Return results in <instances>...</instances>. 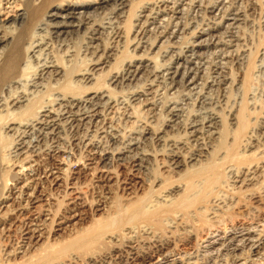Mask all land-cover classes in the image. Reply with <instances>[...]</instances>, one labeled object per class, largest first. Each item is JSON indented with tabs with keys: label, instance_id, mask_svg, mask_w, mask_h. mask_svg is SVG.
Instances as JSON below:
<instances>
[{
	"label": "bare ground",
	"instance_id": "bare-ground-1",
	"mask_svg": "<svg viewBox=\"0 0 264 264\" xmlns=\"http://www.w3.org/2000/svg\"><path fill=\"white\" fill-rule=\"evenodd\" d=\"M145 1H147V0H138L137 2L136 1L133 2L131 0L130 1L129 0H0V92H2L6 88L14 87V88L19 89L20 87L18 85L23 86L22 87L23 95H21V94L18 95V93H17L16 97L14 96V94L9 89L10 92L14 96L12 101H11V106H10V107L13 106V108H10L8 106L9 104H6V100H7L6 98L4 99L5 101L3 100L4 102L2 100H0V102H2V104H0V108L1 107L4 108V109L1 108V110H0V204H2V206H0V209H1V211L3 209H6V211L3 213L4 214L3 216H6L9 214V216L5 217V218L0 216L1 217L0 225L1 226L2 225H4V226L8 225L9 230H10L12 228V224H11V222L7 221V218H8V220H11L14 218L18 220L20 216H25V217L27 216L26 219L29 220L27 222H21L22 217H20L21 223L19 222L20 224L15 225V226H16V228H18L24 232L23 233L24 237L22 239L23 244L21 246H19L20 248L18 247L17 249H15V247H12L13 249L11 248L10 250H8L4 253L0 252V264H117V261H120V263H121V260L126 261L129 258L131 260H135L138 258L139 259L146 258V256L148 255L146 249H149V247L150 248L153 247L155 249H158L157 251H162L163 248H166V246L169 245V242H171V240H169L167 238L169 236L166 237L163 234L165 236L164 237L163 235H161V233H162V230H164V228H167L166 230H169L171 228V224H176L175 229L177 230V232L179 231L177 234V238H179L180 234H183V236H185L187 234V233H185L186 231H184V230L187 229L188 223L191 222V225H194V228H193V226H192V228L194 229V231L196 232V235H197V236L196 235L195 236L198 237V239L202 240L203 237L205 236V233H206V235L208 234L206 231L210 230L209 228L213 227L212 226V219L215 217L220 218L222 216L221 218H223V217H225L224 215H226L227 218H223V220H224V222H228L227 224H231V223L236 224L237 222H240L241 217H242L241 222L243 219V221H246L248 223L250 221H256L259 218H261V215L264 212V204L260 205L259 199H257V198L258 197L260 198L264 192V147H263V149L261 148L260 145H255L257 147L250 145L251 147H249V145L245 143V142H251L253 130L258 129L257 126H256L257 128H254L257 121L254 122V120H251V118H252L253 114L256 115V113H260V110H256L254 108L255 111H252L249 108V104H251V103L248 104V101L247 102L241 101L242 104L240 103L241 104V105H239L240 108L237 106L239 109L235 113L233 121H231L232 123L231 122L229 123L227 121V119L224 118V115H223L222 120H221L222 131H217V132H221L220 136H219L218 143L216 144L215 148L213 147L214 149L210 148L211 147L210 145H209L210 147L207 146L208 148L212 149L211 151L209 150L210 152H208L209 156H207V151H203L202 154H200L199 156H195V157L193 156V158H190V160L193 159V160H191L192 164H190L187 161L188 158L185 159L186 156H185V158H183L180 155L183 152L182 153L179 152L180 153L179 155L172 154L171 156H169L170 154L165 152L166 154H168L169 160H167L166 157H162V159H160V158L158 159V161L159 160L163 161V164H164L163 165L164 167L162 166L163 171H160L162 167L160 168V170L156 167L159 171L157 170L158 172H156L154 169V171L156 172V173L155 172L154 173L156 175H155V178L152 179L153 181H151V179L148 177L149 174H151V173H148V176H146V179H147V177L150 179V180H148L149 183H147L148 181L145 182L144 181L145 179L140 178V181L138 180V182L133 184L132 187H128L127 185H125L124 188L122 189L123 190V193H121L122 196L119 199H111V201H110V199H104V200L103 199L102 200L101 199L94 200V199H88V198L87 199H71L72 197L68 193L70 199L68 200L67 204L63 203L66 208L64 207L65 210H63L61 213L63 215L60 216V211H58L57 209H58V207L59 208L62 207V206H60V205H62L61 202H60V204H58V207H55L57 209L54 210V205L56 202L55 203L53 202L54 197L52 196V194L49 192L51 195L49 194L50 196H48L45 193H43V191L39 190V187L47 181H49L50 184H52V186H55V187L61 186L62 182H64V180L66 179V176L69 174L68 173L69 168H66V166H69L70 162L66 166H64L65 162L63 163V161H60L58 163H54L55 165L58 166L57 171L50 169V170H48V172L47 171L45 172L44 176H42L43 171H42L40 164H39L40 167H38V165H36L34 167V165L31 162L34 159V158L31 159L33 157V154H31L33 150L31 151V153H29L30 150L28 151V149L30 147H32V148L35 147V149H36V147L37 148L40 147L42 149V147H41L42 142H44L45 140H49L48 139L49 137H51V138L53 137V139H55L57 137V135L60 134L59 133L60 129H62V127H64V126H66L67 128H68V126H70L72 128V126L74 127V124L77 125L76 123H79L78 126H80L81 123H88L89 121H92L93 119L97 118L99 116L97 109H93L92 111H89L90 110L89 109L87 111L89 113H87V114L85 112L81 113L80 111L76 112V110L74 112L73 107L75 108V106L81 104L79 102H81L80 100H82V99L79 100L80 97H78V96H81V98L83 96L85 97V95L82 96V93L84 91L88 92L90 89H92L91 87H93V85H94L97 89V90H95V93L91 97H87L86 99H83V100H85V103H87L89 105L94 100H96L95 102H97V100H99V101L101 100L100 102H102V99L106 98L107 96L109 97L113 94L114 89L112 88L111 84L113 85V84L119 82V79H118L119 75L118 74L121 73V72H119V70H118L119 73L115 72V74H112L110 76L111 77L110 81L112 83L111 82L107 83V81H104V82L102 81V79H104L102 72H101V74H99V72H98V77L94 76L98 70H104V67H105L104 64L105 63L99 62L100 59H98L99 60L98 62L96 61V63L95 62L93 63V62H91L92 60L90 59L92 57L91 56L89 58V61L91 60L90 64H89L86 56L79 55L81 53L80 51L82 49V47H80L81 46L80 43L81 44L83 43L81 39H83V41L86 39V36H80V35L82 33L84 35L91 34L92 40H94L96 42L101 41V37H102L101 35L104 33L103 28L105 27V25H103V22L100 20L102 18H98V19L97 18L92 19V18L95 16L99 17L98 14H101L102 13L101 11H105L106 9H108V11L117 10V8H118V7L116 8L117 3H120L118 5L120 7L118 11L123 13L122 16L126 15V17H124V18H126L125 23H123L125 25H122V26H124V28L118 27L119 26L118 25L117 26L118 28L111 30L112 31L111 34L114 37L113 39L115 41L118 40V41L123 42V40H125V42L128 45H130L132 42H135V40L133 38L129 37V34L132 32L133 27L135 28V26L137 25V24L134 25L133 20L134 19L136 20V17L140 16L142 14V13L141 14H137V13H138L139 9H141L142 5L145 4L144 3ZM150 1H152V0H150ZM150 1H148L149 5H151ZM176 1H178V0H176ZM225 1L226 0H221V2H220V0H219L220 4H222V5L225 3ZM158 2H159V0H158ZM173 2H175V1L174 0L173 1L161 0L159 6L160 7L162 6V9L158 8L159 10H161V14H162V10H163V14L166 10L168 12V9L172 8L171 4ZM216 2H218V0ZM152 3H153V1H152ZM192 3H193V1H192ZM176 5H178V4H176ZM113 6H115V7H113ZM144 6H146V5H144ZM152 6H153V4H152ZM228 7H230V6H228ZM142 8H144V7H142ZM175 8H176V6H175ZM48 9H49V11L47 12L46 10H48ZM184 9L185 8H183V10ZM154 10H155V8H154ZM220 10H218V11L220 12ZM172 11H176V10H172ZM142 12H146V11L142 10ZM151 12L153 13V11H151ZM108 13H107V15H108ZM112 14H113V12H112ZM104 15H106V13ZM107 15H106V17H107ZM155 15H156V13H155ZM239 15L240 14H238V16ZM122 16L118 15L117 17L119 20L120 19L123 20L121 18ZM149 17H147V18H149ZM154 17H157V16H154ZM237 18L238 17L235 16L233 18V21H231L230 23L231 24L237 23V21H238ZM112 19H113V17H112ZM93 20H95V21H93ZM146 20H148V19H146ZM150 22H152V21H150ZM109 24H110V22H109ZM112 24H114V23H112ZM219 24L221 25L220 22H219ZM219 24L217 23V25H219ZM177 25H179V24H177ZM177 25H175V26H177ZM220 25L218 27H220ZM112 26H111V28H112ZM144 26H142L143 28L142 27L141 28L144 29ZM149 26H151V25H149ZM161 26L162 25L160 24V27ZM214 27L216 28V26H214ZM107 28H108V26H107ZM149 28L152 29V27H149ZM209 28H211V26ZM230 28H232V26L229 27L228 29H230ZM148 30H150V29H148ZM135 31H136V32H134L135 36H138L141 33V29L140 30L138 29ZM144 31L145 30H143V32ZM176 32H178V31H176ZM163 33L164 32H162V35H163ZM75 36H77V37L75 38ZM172 36H173V33H172ZM105 37L107 38V35H105ZM171 38H173V37H171ZM103 39H104V37H103ZM147 39H149V38H147ZM204 39H206V38H204ZM86 42H85V44H87ZM125 42L123 45H125ZM207 42H208V40H207ZM220 42H221V40H219V44H220ZM106 43H107V41H106ZM57 44H58V46H57ZM103 44H105V43H103ZM151 44H149V45H151ZM107 45L109 46V44H107ZM107 45H105V47ZM110 45H111V42H110ZM117 45H119V44H117ZM196 45H197V43H196ZM229 45H231V44H229ZM86 46L87 45H85V50H86ZM96 46H97V44H96ZM134 46H136V49L141 47L139 43H138V45L135 44ZM206 46H207V44H206ZM59 47L61 48V50L64 51V54L63 53L60 54V52H59L60 50L59 51L57 50V49H59ZM97 47L99 48V46H97ZM97 47H96V50L98 49ZM101 47H104V46H101ZM226 47H227V45H226ZM151 48H154V46ZM151 48H149V50H151ZM104 49H106V48H104ZM136 49H135V51H136ZM121 51L119 50V52H121ZM123 51H125V50H123ZM106 52H107V50H106ZM132 52H134V51H132ZM146 52H149V51H146ZM113 53L114 52L112 51V54ZM131 53L126 50L124 52V55L122 54L123 55L122 61H120L123 63L124 61L129 60L128 61L129 63L127 62L128 64L126 65L127 75H132L133 73L136 74L137 71L140 69V65L139 66H137V64L133 65V63H135V62H133L134 55L132 56ZM195 53L197 55V52H195ZM104 54H105V52H104ZM110 54H111V51H110ZM145 54L148 55L147 53H145ZM223 54H225V53H223ZM77 55H79V56H77ZM44 56L46 58H45L43 65L41 66L42 70L39 73L40 75H37V73L39 71L37 68L40 66V64H39V66H37V68H35L38 70L37 72H35L33 70L34 67L32 66L33 62H34V60H36V59L38 60L39 58L44 57ZM103 56H105V55H103ZM108 56H109V54H108ZM82 57H84V58H82ZM88 57H89V55H88ZM137 57H139V56L137 55ZM142 57H143V54L139 59H142ZM144 57H145V55H144ZM146 57H149V55ZM154 57H156V56H154ZM191 57H194V56H191ZM201 57H199V59ZM223 57L225 58V56H223ZM114 59H115V57H113V60ZM148 59L149 58H146V60H148ZM193 59L194 58H191L190 60L187 59L188 61L184 60V61H186V63H182V64L179 63V64L175 65L174 71H173L175 77H176V75H180L183 72H184L183 73L184 75L191 74L192 72H187V71L192 70L193 67L189 66V65H192L194 63ZM93 60H94V58H93ZM142 60H144V59H142ZM120 62H119V64H120ZM156 62H154V63H156ZM38 63H39V61H38ZM38 63L36 62V64H38ZM41 63H42V61H41ZM111 63H112V61H111ZM200 63H201V61H200ZM249 63H250V66L248 69H246L247 71H246V73H244L245 74L244 78L242 77L244 80L243 87H244V85H246L245 83H248L250 78H252V77H250V74L253 73L252 70L256 67L255 65L253 66V64H252L253 62L252 63L249 62ZM36 64H34V65H36ZM156 64H154V65H156ZM157 66H159V65H157ZM41 67H40V69H41ZM108 67H111V66H108ZM134 68H135V70H134ZM119 69H120V67H119ZM108 71H110V70H108ZM120 71H124V70L122 69ZM196 73H197V69H196ZM123 74L124 73H122V75ZM165 74H167V73H165ZM36 75L39 76V80H36L35 82L33 81L34 83H36L34 85H37L36 86L37 88L40 86L46 87V88H44L46 91H43V88L41 90L37 89V91L39 90L38 92H36V91L31 92L30 91V88L28 87L29 82H27V81L32 79V77H34ZM78 75H80L81 79H84L85 82L87 81V82H92V83L95 82V83H93V85H91V86H87L88 83L82 84L81 83L82 80L79 79V80H81V82L79 81V83H81V84H79L76 82V80H77L76 76H78ZM107 75H108V73H107ZM127 75L124 76V78H128ZM37 76H36V78H37ZM194 76H192V77H194ZM95 77H97V80L95 79ZM197 77L198 76H196V78ZM181 78L183 79L184 77L182 76ZM94 79L96 81H94ZM50 80H51V82H50ZM52 80H54V81L52 82ZM84 80H83V83H85ZM181 80H178V81L181 82ZM55 81L57 82L56 86H54V84H53ZM44 82H48V84L47 83L45 84ZM174 82L175 81H173V83ZM122 83H123V80H122ZM189 84L190 83H188L187 85H189ZM198 87H199V85H198ZM248 87H250V86H248ZM192 89H193V86H192ZM245 89H247V88H245ZM245 89H243V90L246 92ZM55 90H58V92L60 91L62 93L61 94L59 92L62 96V98H61V96L59 97L60 98L59 101L61 100L60 101V105H61L60 108L62 106H64L66 108V109H64L65 114H62L61 112H60L61 114L56 113V110H55L56 108L54 110H53V108L48 109V105H50V102H53L55 99L58 100V98H55L56 96L54 95L56 93L53 94V92ZM13 91H14V89H13ZM20 91H21V89H20ZM105 92H107V94H109V95H107V94L105 95L104 94ZM7 93L10 94L9 91ZM12 94H11V96H12ZM140 95L143 96L144 93H143V95L140 93ZM246 95H247V93H246ZM8 96L9 95H7V97ZM137 98H139V97H137ZM8 99H10V96ZM108 99L109 98H107V101H108ZM112 100H110V102ZM59 101H57V102H59ZM147 101L145 100V103ZM262 102H260V103H262ZM162 103H163V101H162ZM52 104H54V103H52ZM113 105H114V103H113ZM176 105H177V103H176ZM4 106H8V107H4ZM50 106L52 107L55 105H50ZM79 106H78V108H79ZM97 106H99V105H97ZM82 107H80V108H82ZM96 107L94 106V108H96ZM262 107L264 108V102L262 103ZM110 108H111V105H110ZM263 108H261V112H262ZM58 109H59V107H58ZM87 109H88V107H87ZM60 111H61V109H60ZM101 112H100V114L104 115V113L103 112L101 113ZM179 112H180V110H179ZM179 112H178V114H179ZM232 112H233V110H232ZM216 114L218 115V117H219V115H221L219 113H216ZM232 115H233V113H232ZM214 117L216 118V116H214ZM100 119L98 121H100ZM218 119H220V117ZM211 122H214V121H211ZM89 124L90 123H88V125ZM95 124H97V123H95ZM195 124L193 123L194 126H195ZM200 125L204 126V124H200ZM105 129H103V131ZM155 130L156 129H154L153 131H150V132L156 133L157 130L156 131ZM201 130H202V128H201ZM217 130H218V128H217ZM219 130H221V129H219ZM203 131H204V129L202 130V132ZM97 132H99V131H96V133ZM193 132H194V130H193ZM193 132L191 133L192 135L195 133V132L194 133ZM198 132H199V130H198ZM104 133H107V130ZM116 136L114 135L113 137L116 138ZM200 136H201V134L198 135L197 137L200 138ZM256 137L254 136V138H256ZM29 138H32V139L29 140ZM199 138H197V140ZM159 139H160V137H159ZM55 140H53L52 142H54ZM84 140H86V139H84ZM192 140H193V138H192ZM201 140H202V138H201ZM189 141H186V142H189ZM204 141H205V139H204ZM61 142H63V140ZM89 142H91V141H89ZM85 143L86 142L84 141V144ZM113 143H114V141H113ZM88 144H89V146L92 145L95 148V150H98V147L96 146V144L94 145L93 141L91 143L87 142V145ZM172 144H173V142H172ZM205 144H206V142H205ZM205 144H203V142H202L203 146ZM213 144H215V143H213ZM255 144H257V143H255ZM258 144H260V143L258 142ZM56 145H57V143H56ZM87 145H85V146H87ZM177 145H178V142H177ZM261 145H262V143H261ZM92 146H91V148H92ZM99 146H100V143H99ZM195 146H200V145L195 144ZM47 148H44L42 151H44ZM139 148H140V146H139ZM54 149L55 148H53V150L49 149V151L46 150L47 151L46 154L52 155V156L56 155L57 157H59L58 155L62 152V149L61 150L59 148H57L55 150ZM88 149L90 150V148H88ZM179 150H181V149H179ZM36 151H38V150H36ZM109 151L110 150L108 149V152ZM169 151H171V150H169ZM109 153H113V152L110 151ZM109 153H103V152L99 151L98 161L105 164L109 160L108 156H111ZM165 153L163 152L162 155L165 156ZM176 153H177V151H176ZM188 153H189V150H188ZM188 153L186 155H188ZM190 153H192L191 150H190ZM197 153H199V152H197ZM35 154H37V153H35ZM40 154H42V153L40 152ZM89 154H91V153H89ZM96 154H95V156H96ZM119 154H121V152ZM144 154L149 155V154L143 152L142 155H144ZM43 155H44V153H43ZM112 155H114V153ZM159 155H160V153H159ZM37 156L39 157L40 155H37ZM190 156H192V155H190ZM86 157H87V155H86ZM89 157L90 156L88 155L87 158L91 159L93 156L91 158H89ZM65 158L63 157L62 159L66 160ZM154 158H156V157H154ZM135 159H133V160H135ZM146 159H147V157H146ZM204 159H206V160H204ZM59 160H57V161H59ZM85 160H86V158H85ZM111 160H113V159H111ZM121 160H122V158H121ZM124 160L126 161L125 157H124L123 161ZM148 160L149 159H147V161ZM144 161H142V162H144ZM167 161H170L172 165H169V166L166 165V164H168ZM34 162H36V161H33V163ZM142 162H140V166H139L140 168H141ZM154 162L155 163L157 162V158H156V161L154 160ZM164 162H166V163H164ZM67 163H65V164H67ZM83 163H84V161H83ZM94 163H95V159H94ZM153 163H152V166H155L158 162L155 165ZM187 163L189 165H184ZM119 164H120V162H119ZM119 164H118V166H119ZM44 165H46V164H44ZM86 165H84V166H86ZM105 165H104V167L106 168ZM87 166H89V165H87ZM93 166H94V169H96V171H97L98 169L95 168L96 165L93 164ZM97 166H98V164H97ZM156 166H158V164ZM46 167H45V169L44 168L43 169L46 170L47 169ZM89 167H86V169ZM120 167H121V165H120ZM182 167H183V169H181ZM136 168H135V170H136ZM140 168H138V169H140ZM151 170H152V168H151ZM27 171H30L29 173H32V174L27 173ZM74 171L76 172V170H74ZM112 171H111V169H109V166H108V169L106 168L104 171L102 170L100 172L101 174L98 176V178L100 180L106 179V180L114 181L113 177H115V175L117 173L114 172L115 170L113 171L114 173ZM138 171H140V170H138ZM140 172H142V171H140ZM25 173H26V175H25ZM66 173H68V174L66 175ZM135 174H137V173H135ZM63 175H66L65 179H64ZM70 175H72V174H69V177H70ZM152 176H153V172H152ZM116 177H117V175H116ZM126 179H128V177ZM115 181H117V180H115ZM124 182H126V181H124ZM121 183H123V181ZM126 183H128V182H126ZM12 185H15V187L11 190L9 188H11ZM43 187H45V186H43ZM7 189H9V190L7 191ZM76 189H79V188H76ZM42 190H44V189H42ZM72 192H73V190H72ZM74 192H75V190H74ZM81 193H82V191H81ZM79 195H76V196L79 197ZM51 196L53 197V199L51 198ZM18 199H19V202L16 201ZM260 199H262V198H260ZM23 201H25V204ZM261 203H262V201H261ZM15 204H20V205L17 207V206H15ZM15 207H17L18 209H16ZM86 207L90 208L92 211L91 212L92 214H90L91 216H89L91 218L88 217V219H90L88 224L85 223V226H83V224H82L81 227L80 226L78 227L77 225L80 224V221L87 219V217H84ZM60 209H62V208H60ZM25 217H23V218H25ZM199 217H200V219H199ZM229 220H231L232 222L229 223ZM22 221H25V220L22 219ZM54 224L56 225V227H58V229L55 228L53 230V227L55 226ZM50 225H52V229L49 230L48 227ZM4 226L2 228H4ZM47 229L49 231H47ZM145 230H148V231L150 230V233H148L149 236L146 235V237H145V233H144ZM176 230H174L172 232L175 233ZM160 231H161V233H160ZM180 231H184L185 235L183 232L180 233ZM187 231H189V230H187ZM0 232H1V230H0ZM61 232H62V235L60 234ZM142 233L144 235H142ZM157 233H160V234H157ZM191 233H193V232H191ZM151 234H152V236H151ZM188 234L186 237H183L182 239H180L182 244H185V246H187L189 243H191V241H190L191 236ZM55 236H57V237H55ZM150 236L152 238L156 237V239L153 240L151 238L153 241H150V239H149ZM52 237H55V238H52ZM148 239L150 241L149 243L147 241ZM40 241H41V243H40ZM18 249H20V252L17 251ZM31 250H33L32 253L30 252ZM4 255H5V257L7 256L6 259H5ZM12 255H14V256H12ZM17 255L21 256L20 259Z\"/></svg>",
	"mask_w": 264,
	"mask_h": 264
},
{
	"label": "rangeland",
	"instance_id": "rangeland-1",
	"mask_svg": "<svg viewBox=\"0 0 264 264\" xmlns=\"http://www.w3.org/2000/svg\"><path fill=\"white\" fill-rule=\"evenodd\" d=\"M131 1L137 2L138 0H135V1L131 0ZM148 1H150V0L145 1L144 2L145 4L143 3L144 5H146V6L142 5V7H144V8L141 7V9H139L137 14L142 13L140 15L141 17L137 16L136 20L135 19L133 20L134 25L135 24H137V25L135 26V28L133 27L132 32L129 34V37L133 38L136 43L132 42L130 45H128L125 42V40H123V39H122L123 42L118 41V40L115 41L113 39L114 37L111 34V32H112L111 30L116 29L118 27L124 28V26H122V25H125L123 23H125V20H126V18H124V17H126V15L122 16L123 13L118 11L120 8L118 5L120 3H117V6H116V8L118 7L117 10H115L117 13L115 11L111 10L113 12V14H112L111 11H108V9H106L105 11H101L102 12L101 14H98L99 17L95 16L92 18V19L102 18L100 20L103 22V25H105V27L103 28L104 33L101 35L102 36L101 37L102 42L101 41L96 42V41L92 40L91 34L84 35L82 33L80 35V36H86V39L84 41L85 42L87 40L88 41L86 42L87 44H85L83 39H81L84 44L80 43V45H81L80 47H82V49L80 51L81 53L79 52L80 54L79 53L78 54L81 56H86L89 64H90L91 60H92L91 62H93V63L94 62L96 63V61L98 62L99 61L98 59H100L99 62L105 63L104 64L105 65L104 70H98L94 76L98 77V72H99V74H101V72H102V74L104 76L103 77L104 79H102V81L103 82L107 81V83L108 82L110 83L111 82L110 76L112 74H115V72L116 73L121 72L118 74L119 75V78H118L119 82L115 83L113 85L111 84L112 88L114 89L113 94H112L113 96L110 94L111 96H109V97L107 96L106 98L102 99V102H100L101 100L100 101L97 100V102H95L96 100H94L92 103H90V105L85 103V100H83V99H86L87 97H91L95 93V90H97L96 87L93 85V83H95V82H93V83L87 82V81L85 82L84 79H81L80 75L76 76V79H77L76 82L77 83H79V81L81 82V80H82V82H81L82 84L88 83L89 85L87 84V86L93 85V87H91L92 89H90L88 92L84 91L82 93V96L85 95V97L83 96L81 98V96H78V97H80L79 100L82 99L83 101L80 100L81 101V102H79V103H81V104H79L80 106L77 105V106H75V108L73 107L74 112L76 110V112L80 111L81 113L85 112L87 114V113H89V112H87L89 109H90L89 111H92L93 109H97L99 116L97 118L93 119L92 121H89L88 122V123H90L89 125H88V123H81L80 126H78L79 123H76L77 125L74 124V127L72 126V128L70 126H68V128L66 126L62 127V129H60V132H59L60 134H58L57 137L55 138L56 140L53 139V137L52 138L49 137L48 138L49 140H45L44 142H42V145H41L42 149L40 147H38V148L36 147V149H35V147H33V148L30 147L28 149V151L30 150L29 153H31L32 150L34 151V152L32 151V153H31V154H33V157L31 159L34 158L31 162L34 165V167L36 165H38V167L41 166L42 171H43L42 176H44L45 172L46 171L48 172V170H50V169L57 171L58 166L55 165L54 163H58L60 161H63V163L68 162L67 164L64 163V166H66L70 162V164H69L70 167L66 166V168H69L68 173L72 174V175H70V177H69L68 173H66V175L68 174L67 176L63 175L64 179L66 176V179L64 180V182H62L61 186H59V187L52 186V184H50V182L47 181L39 187L40 191H43V193H45L48 196H50L52 194V196L54 197V199H53V197L51 196V198L53 199V202L54 203L56 202L54 205V210L57 209L55 207H58V204H60V202H61L62 205H60V206H62V207H60V208H62V209H60L59 207L57 209L58 211H60V216L63 215L61 213L63 210H65L64 204H67L68 200L70 199L69 195H71V197H72L71 199H87V198L88 199H94V200L110 199V201H111V199L121 198V196H122L121 193H123L122 189L124 188L125 185H127L128 187H132L133 184L138 182V180L140 181V178L145 179L144 180L145 182L150 180V179H151V181H153L152 179L155 178V175H156L155 173L158 172L160 170V168L164 165L162 160L158 161L159 158L162 159V157H166V159L169 160V156H171L172 154L179 155L180 154L179 152H181V153L183 152L180 155L183 158H185V156H186L185 159L188 158L187 159L188 163L192 164L191 160H193V159L190 160V158H193V156L194 157L199 156L200 154H202L203 151H207V156H209L208 152H210L212 150L210 148H213V147L215 148L216 144L218 143L219 136H220L221 132H217V131H222L221 120H222L223 115H224V118H226L229 123L231 121H233L235 113L240 108L239 105L242 104L241 101H246V102L248 101V104L251 103V104H249V108L252 111H255V109L260 110V113H256V115L253 114L252 118H251V120H254V122L257 121L254 128L258 127V129L253 130L251 142H245V143L248 144L249 147H251L250 145H252V146L260 145L262 149L264 147V127H263L264 126V108L262 107V103L264 102V0H226L223 5L220 4L221 0H220V2H219V0H218V2H216L217 0H180V1L178 0L180 3L176 0H174L176 3L173 2L171 4L172 8L168 9V12L166 10L165 11L166 13L164 12V14H163V10H162V14H161V10H159V9H162V6L161 7L159 6L161 0H159V2H158V0H152L153 3H152V1H150L151 5H149ZM169 1H173V0H169ZM192 1H193V3H192ZM154 2L155 3L157 2V3L155 4ZM152 4H153V6H152ZM176 4H178V5H176ZM175 6H176V8H175ZM228 6H230V7H228ZM113 7H115V6H113ZM154 8H155V10H154ZM183 8H185V9L183 10ZM171 9L176 10V11H172ZM142 10L146 11V12H142ZM218 10H220V12ZM46 11L48 12L49 9ZM151 11H153L154 14ZM105 13H106V15H107V13H108V15L110 14L109 15L110 17L108 15L106 17V15H104ZM155 13H156V15H155ZM238 14H240V15L238 16ZM118 15L122 16L121 18L123 20H121V19L119 20L117 17ZM154 16H157L158 18L154 17ZM235 16L238 17L237 18L238 21L235 24H231L230 22L233 21V18ZM112 17H113V19H112ZM147 17H149V18H147ZM146 19H148V20H146ZM93 21H95V20H93ZM150 21H152V22H150ZM109 22L111 25L109 24ZM111 22L114 24H112ZM219 22L221 23V25L219 24ZM176 23L179 25H177ZM217 23L220 25V27H218L219 25H217ZM160 24L163 26V27L161 26L162 28L160 27ZM174 24L177 26H175ZM149 25H151V26H149ZM107 26H108V28H107ZM111 26H112V28H111ZM142 26H144V29H142L143 28ZM210 26H211V28H209ZM214 26H216V28ZM231 26H232V28H230L231 30L228 29ZM149 27H152V29ZM138 29L139 30L141 29V33L138 36H135L134 32H136L135 30H138ZM148 29H150V30H148ZM143 30H145V31L143 32ZM176 31H178V32H176ZM162 32H164L163 33L164 36L162 35ZM172 33H173V36H172ZM105 35H107V38L105 37ZM76 37L77 36H75V38ZM103 37H104V39H103ZM171 37H173V38H171ZM203 37L206 39H204ZM147 38H149V39H147ZM140 39L141 40L143 39V40L141 41ZM207 40H208V42H207ZM219 40H221L220 44H219ZM106 41H107V43H106ZM110 42H111V45H110ZM124 42H125V45H123ZM150 42L151 43L153 42V43L151 44ZM103 43H105V44H103ZM138 43L140 44L141 47L136 49V46H134V45L135 44L138 45ZM196 43H197V45H196ZM96 44H97V46H99V48L96 46ZM107 44H109V46ZM117 44H119V45H117ZM149 44H151V45H149ZM206 44H207V46H206ZM229 44H231V45H229ZM85 45H87L86 50H85ZM105 45H107L108 47L107 46L105 47ZM226 45H227V47H226ZM57 46H58V44H57ZM101 46H104V47H101ZM153 46H154V48H151ZM96 47L98 48L97 50H96ZM104 48H106V49H104ZM149 48H151V50H149ZM135 49H136V51H135ZM57 50L58 51L60 50L59 51L60 54H62V53L64 54V51L61 50L60 47ZM106 50L108 53L106 52ZM119 50L120 51L122 50V51L119 52ZM123 50H125V51L127 50L130 53L132 51H134L131 53V55L132 56L134 55L133 62H135V63H133V65L134 64L135 65L137 64V66L140 65V69L137 71L138 74L133 73L132 75H127L126 65L129 63L128 62L129 60H126L123 63L120 62V61H122V58H123V55L125 52ZM110 51H111V54H110ZM112 51L114 52L113 54H112ZM146 51H149L150 53L146 52ZM104 52H105V54H104ZM195 52H197V55ZM145 53H147L149 55V57H146L148 55H146ZM223 53H225V54H223ZM108 54H109V56H108ZM142 54H143L142 59H144V60L139 59L142 56ZM79 55H77V56H79ZM88 55H89V57H88ZM103 55H105L106 57ZM137 55L139 57H137ZM144 55L146 58H149L150 60L149 59L146 60ZM222 55L225 56V58ZM91 56L92 57L94 56L93 57L94 60ZM112 56L115 57L114 60H113ZM154 56H156V57H154ZM191 56H194V57H191ZM199 57H201V58L199 59ZM45 58L46 57L44 56V57L39 58L38 60L37 59L34 60V62H33V65H32L34 67L33 70L35 72H37L39 70L37 75H40L39 73L42 70L41 66L44 63ZM82 58H84V57H82ZM89 58L91 59L90 61H89ZM191 58H194L193 59L194 63L192 65H189V66H192L193 68L194 67L195 68L194 69L192 68L191 71H187V72H192V73L184 75L183 74L184 72H183L180 75H176V77H175L174 72H173L175 65H177L179 63H181V64L186 63V61L190 60ZM184 60H186V61H184ZM199 60L201 61V63ZM38 61H39V63H38ZM41 61H42V63H41ZM111 61H112V63H111ZM36 62L38 64H36ZM119 62H120V64H119ZM154 62H156L157 64ZM249 62H251V63L253 62L252 63L253 66L255 65L256 67L252 70L253 73L250 74V77H252V78H250L248 83H245L246 85H244V87H243V82H244L243 78L245 75L244 73H246V71H247L246 69H248L250 66ZM34 64H36V65H34ZM39 64H40V66H39ZM154 64H156V65H154ZM157 65H159V66H157ZM37 66H39V67L37 68ZM108 66H111V67H108ZM40 67H41V69H40ZM119 67H120V69H119ZM35 68H37L38 70ZM122 69L125 72L120 71ZM196 69H197V73H196ZM108 70H110V71H108ZM118 70H119V72H118ZM134 70H135V68H134ZM107 73H108V75H107ZM122 73H124V74L122 75ZM165 73H167V74H165ZM125 74L128 76V78H124V76H126ZM36 76L32 77L33 80L30 79L27 81V82H29L28 87L30 88V91L31 92L32 91L38 92L42 88H43V91H46L44 89L46 87L40 86L37 88L36 87L37 85H34V84H36L34 82L36 80H39V76H37V78H36ZM182 76L185 79L184 78L182 79L181 78ZM192 76H194L195 78ZM196 76H198V77L196 78ZM97 77H95L96 80H97ZM79 79H81V80H79ZM95 79H94V81H96ZM83 80L85 83H83ZM122 80H123V83H122ZM178 80H181V82ZM53 81L54 80H52V82ZM173 81H175V82L173 83ZM50 82H51V80H50ZM44 83L48 84V82H44ZM81 83H79V84H81ZM186 83L187 84L190 83V84L187 85ZM53 84H54V86H56L57 82L55 81ZM198 85H199V87H198ZM18 86L20 87L19 89L12 87L14 89V91L12 88H6L2 92H0L1 93L0 97L2 96L0 98V100L3 101L6 98L8 100V101L6 100V104H9L8 105L9 107L11 106V101H12L13 97L14 96L16 97L17 93H18V95H20V94L23 95V89H22L23 86L22 85H18ZM192 86H193V89H192ZM248 86H250V87H248ZM245 88H247V89H245ZM9 89L14 94V96L10 92ZM20 89H21V91H20ZM37 89H39V90L37 91ZM243 89H245L246 92ZM8 91L10 94L7 93ZM59 92H58V90H55L53 92V94L56 93V94H54L56 97L55 96L54 97L58 98V100L55 99L53 102H50V105H55V106L51 107L50 105L47 104L48 109L53 108V110H54L56 108L55 109L56 113L65 114L64 109H66V108L64 106H62L60 108V106H61L60 101L61 100L59 101V99H60L59 97L61 96L62 93L60 92L61 93L60 94ZM140 93L142 95L144 93V95L141 96ZM246 93H247V95H246ZM11 94H12V96H11ZM104 94L106 95L107 92H105ZM7 95L10 96V99H8L9 96L7 97ZM107 95H109V94H107ZM137 97H139V98H137ZM61 98H62V96H61ZM107 98H109V99L111 98L110 100L113 99L112 100L113 102L112 101L110 102L109 99L107 101ZM145 100L146 101L148 100L147 101L148 103L147 102L145 103ZM57 101H59V102H57ZM162 101H163V103H162ZM260 102H262V103H260ZM52 103H54V104H52ZM113 103H114V105H113ZM176 103H177V105H176ZM0 104H2V102H0ZM97 105H99V106H97ZM110 105H111V108H110ZM8 106H4V107H8ZM78 106H79V108H78ZM94 106L95 107L97 106V107L94 108ZM58 107H59V109H58ZM80 107H82L83 109ZM87 107H88V109H87ZM1 108H0V110H1ZM10 108H13V106ZM261 108H263L262 112H261ZM2 109H4V108H2ZM60 109H61V111H60ZM100 110L104 113V115L100 114V112H101ZM179 110H180V112H179ZM232 110H233V112H232ZM178 112H179V114H178ZM216 113L221 114V115H219L220 119H218L219 117ZM232 113H233V115H232ZM214 116H216V118ZM99 119H100V121H98ZM211 121H214V122H211ZM95 123H97V124H95ZM193 123L194 124L196 123L195 126L193 125ZM197 123L198 124L199 123L204 124V126L200 125V124L198 125ZM216 127L218 128V130ZM201 128H202V130L204 129L203 132H202ZM103 129H105V130L103 131ZM154 129H156L158 133L157 132L156 133L150 132V131H153ZM219 129H221V130H219ZM106 130H107V133H104ZM193 130L195 133L193 132ZM198 130L200 133L198 132ZM96 131H99V132L96 133ZM192 132L194 133L193 135L191 134ZM200 134H201L200 138L197 137ZM112 135L113 136L117 135V136L115 138ZM85 136L86 137L88 136V137L86 138ZM254 136L255 137L257 136V137L254 138ZM159 137H160V139H159ZM32 138H29V140H31ZM88 138L89 139L91 138V139L89 140ZM192 138H193V140H192ZM197 138H199L200 140L199 139L197 140ZM201 138H202V140H201ZM84 139H86V140H84ZM204 139H205V141H204ZM53 140H55V141L52 142ZM62 140H63V142H61ZM84 141L86 142L85 144H84ZM89 141H91V142L93 141L94 145L96 144V146L98 147V150H95V148L92 145H90V146H89V144L87 145V142L91 143ZM113 141H114V143H113ZM186 141H189V142H186ZM172 142H173V144H172ZM177 142H178V145H177ZM202 142H203V144H205V142H206V144L203 146ZM258 142L260 144H258ZM56 143H57V145H56ZM99 143H100V146H99ZM213 143H215V144H213ZM255 143H257V144H255ZM261 143H262V145H261ZM195 144L200 145V146H195ZM85 145H87L88 147ZM91 146H92V148H91ZM139 146H140V148H139ZM207 146L210 148H208ZM255 147H257V146H255ZM44 148H47V149L42 151ZM53 148H55V149L59 148L60 150L62 149L63 153L61 152L62 154L60 153L58 155L59 157H57L56 155L55 156L54 155L53 156L47 155L46 154L47 151H49V149L53 150ZM88 148H90V150ZM108 149L111 152H113L114 155H112L113 153H109L110 151L108 152ZM179 149H181V150H179ZM36 150H38V151H36ZM169 150H171V151H169ZM188 150H189V153H188ZM190 150L192 153H190ZM99 151L103 152V153H109L111 155V156H108L110 161L108 160L105 163L106 165L104 163L98 161ZM176 151H177V153H176ZM40 152L42 154H40ZM120 152H121V154H119ZM143 152H145L149 155H145V154L142 155ZM161 152L162 153L166 152L170 155L168 156V154L165 153V156H163ZM197 152H199V153H197ZM35 153H37V154H35ZM43 153H44V155H43ZM89 153H91V154H89ZM159 153H160V155H159ZM187 153H188V155H186ZM95 154H96V156H95ZM37 155H40V156L38 157ZM86 155H87V157L89 155L90 156L89 158H91L93 156L91 158L92 160L88 159L86 157ZM190 155H192V156H190ZM63 157L64 158L66 157L65 158L66 160L62 159ZM124 157H125L126 161L125 160L123 161ZM146 157H147V159H149L148 161H147ZM154 157L157 158L158 163L157 162L156 163L158 164L159 167L156 166L157 164L154 162V160L156 161V158H154ZM85 158H86V160H85ZM110 158L113 160H111ZM121 158H122V160H121ZM56 159L57 160L60 159V160L57 161ZM94 159H95V163H94ZM133 159H135L136 161ZM204 160H206V159H204ZM33 161H36L38 164L36 162L33 163ZM83 161H84V163H83ZM142 161H144V162H142ZM119 162H120V164H119ZM140 162H142L141 168L139 167ZM152 163L154 165L155 164L156 165L152 166ZM164 163H166V162H164ZM167 163L168 164H166V165H168V166L172 165L170 161H167ZM188 163L184 164V165H189ZM39 164H40V166H39ZM44 164H46V165H44ZM86 164L89 165L90 167L87 166ZM93 164L96 165L95 168L98 169L97 171H96V169H94ZM97 164H98V166H97ZM103 164L106 166L107 169L109 166V169H111V171L115 170L114 172L117 173L116 174L117 177L115 175V177H113V180L114 181L117 180V181L114 182L112 180H106V179L100 180L98 178V176L101 174L100 172L102 170L104 171L106 169ZM118 164H119V166H118ZM84 165H86V166H84ZM120 165H121V167H120ZM45 167L47 168L46 170H44ZM86 167H89V168L86 169ZM163 167L161 168L160 171H163ZM135 168H136V170H135ZM138 168H140V169H138ZM146 168L147 169L149 168V169L147 170ZM151 168H152V170H151ZM154 169L156 172L154 171ZM181 169H183V167ZM74 170H76V172ZM138 170H140L142 172H140ZM29 172L30 171H27V173H29ZM152 172H153V176H152ZM135 173H137V174H135ZM148 173H151V174H149V176H148ZM29 174H32V173H29ZM25 175H26V173H25ZM126 176L128 177V179H126L127 178ZM146 176H148L150 179L148 177L146 179ZM122 181H123V183H121ZM124 181H126L128 183H126ZM147 183H149V181ZM43 186H45V187H43ZM14 187H15V185H12V187L9 189L12 190ZM41 188L44 190H42ZM76 188H79V189H76ZM9 189H7V191ZM72 190H73V192H72ZM74 190L76 193L74 192ZM81 191H82V193H81ZM68 193H69V195H68ZM76 195H79V197ZM260 198H262V199H260ZM260 198L258 197L257 199H259V204L262 205V204H264V192ZM16 201L19 202V199ZM261 201H262V203H261ZM23 202L25 204V201H23ZM19 205L20 204H15V206H17V207ZM0 206H2V204H0ZM17 207H15V208L18 209ZM85 209H86V211L84 213L85 214L84 217H87V219L80 221V224L77 225L78 227L79 226L81 227L82 224H83V226H85V223L88 224V222L90 220V219H88V217L91 216L90 214H92L91 213L92 211L90 208H87V207ZM2 211L0 209V216L1 217L5 218V217L9 216V214L6 216H3L4 215L3 213L6 211V209H3ZM224 216L225 217H223V218H227L226 215H224ZM1 217H0V220H1ZM20 217H22L21 222L29 221L28 219H26L27 216L26 217L20 216ZM20 217L18 220L15 218L8 220V218H7V221L11 222V224H12V228L10 230H9L8 225L7 226H4V225L1 226L0 225V230H1V232H0V252L1 253H4V252L10 250L12 247H15V249H17L19 246H21L23 244L22 239L24 237V234H23L24 232L21 231L20 229L16 228V226H15V225H18L21 223ZM23 217H25V218H23ZM221 217L220 218L215 217L212 219V226L213 227L210 226L211 227V228H209L210 230L206 231L208 234L206 235V233H205V236L203 237L202 240L198 239V237H196L197 236L196 232L193 229L194 225H191V222H189L187 225V229L184 230V231H186L185 233H187V234L189 233L188 235L191 236L190 237L191 243H189L187 246H185V244H182V242L180 241V239H182L183 237H186L187 234L185 235L184 231H180V233L183 232L185 236H183V234H180L179 236L180 237L182 236V237L177 238V234L179 231L177 232V230L175 229L176 224H171V228H170L171 230L170 229L166 230L167 228H164V230H162V233L160 231L161 235L164 234L166 237L169 236L167 238L169 240H171V242H169V245L166 246V248H163L162 251H157L158 249H155L153 247H151V248L149 247V249H146L147 254H148L146 256V258H141V259L138 258L135 260H131L129 258L130 260L125 259L128 263L124 260H121V263H120V261H117V264H123V263L124 264H264V212L262 213L261 218H259L256 221H250L249 223L246 221H243V219L241 222L242 217L240 216L241 217V218L239 217L240 222H237L236 224H232L231 223L232 221L229 220V223H231V224H227L228 222H224L223 218H221ZM89 218H91V217H89ZM22 219L25 221H22ZM199 219H200V217H199ZM3 226H4V228H2ZM192 226H193V228H192ZM55 228L58 229V227H56V225L53 227V230ZM48 229L49 230L52 229V225H50L48 227ZM48 229H47V231H49ZM174 230H176L175 233L172 232ZM187 230H189L190 232ZM191 232H193V233H191ZM144 233H145V237H146V235H148V233H150V230L149 231L145 230ZM160 233H157V234H160ZM60 234L62 235V232ZM142 235H144V234L142 233ZM151 236H152V234H151ZM151 236L149 238L150 241H153L154 239H156V237L152 238ZM55 237H57V236H55ZM55 237H52V238H55ZM149 239L147 240L148 243L150 242ZM40 243H41V241H40ZM33 250H31L30 252L32 253ZM17 251L20 252V249H18ZM12 256H14V255H12ZM4 257H5V255H4ZM6 257H5V259H6ZM18 257L20 259L21 256L19 255Z\"/></svg>",
	"mask_w": 264,
	"mask_h": 264
}]
</instances>
